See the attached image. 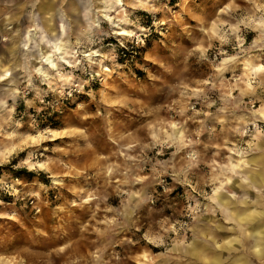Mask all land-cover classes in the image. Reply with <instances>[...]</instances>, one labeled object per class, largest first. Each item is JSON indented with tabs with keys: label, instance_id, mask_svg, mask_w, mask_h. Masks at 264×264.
<instances>
[{
	"label": "clouds",
	"instance_id": "clouds-1",
	"mask_svg": "<svg viewBox=\"0 0 264 264\" xmlns=\"http://www.w3.org/2000/svg\"><path fill=\"white\" fill-rule=\"evenodd\" d=\"M0 264H264V0H0Z\"/></svg>",
	"mask_w": 264,
	"mask_h": 264
}]
</instances>
